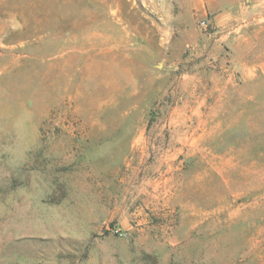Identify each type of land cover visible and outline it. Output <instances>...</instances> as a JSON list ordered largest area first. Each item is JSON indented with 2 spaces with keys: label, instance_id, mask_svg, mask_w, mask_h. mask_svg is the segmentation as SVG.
<instances>
[{
  "label": "rangeland",
  "instance_id": "374dc122",
  "mask_svg": "<svg viewBox=\"0 0 264 264\" xmlns=\"http://www.w3.org/2000/svg\"><path fill=\"white\" fill-rule=\"evenodd\" d=\"M0 264H264V0H0Z\"/></svg>",
  "mask_w": 264,
  "mask_h": 264
},
{
  "label": "built area",
  "instance_id": "2783aa9c",
  "mask_svg": "<svg viewBox=\"0 0 264 264\" xmlns=\"http://www.w3.org/2000/svg\"><path fill=\"white\" fill-rule=\"evenodd\" d=\"M201 25H202L203 27H206L207 22H206L205 20H202V21H201Z\"/></svg>",
  "mask_w": 264,
  "mask_h": 264
}]
</instances>
